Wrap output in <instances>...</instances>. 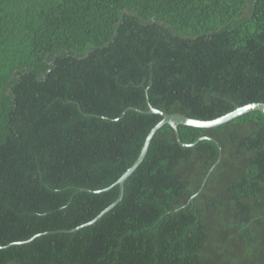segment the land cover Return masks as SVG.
I'll list each match as a JSON object with an SVG mask.
<instances>
[{"label": "trees", "instance_id": "trees-1", "mask_svg": "<svg viewBox=\"0 0 264 264\" xmlns=\"http://www.w3.org/2000/svg\"><path fill=\"white\" fill-rule=\"evenodd\" d=\"M249 102L264 0H0V264H264L259 110L111 205Z\"/></svg>", "mask_w": 264, "mask_h": 264}, {"label": "water", "instance_id": "water-1", "mask_svg": "<svg viewBox=\"0 0 264 264\" xmlns=\"http://www.w3.org/2000/svg\"><path fill=\"white\" fill-rule=\"evenodd\" d=\"M128 108L137 109V108H134L132 106H130ZM251 110H259L264 114V102H249V103L244 104L243 106L237 107L236 109H234L228 113H225V114L220 115L214 119H209V120L189 118V117L184 116V115L177 113V112L166 113V112H164L160 109H157V108H155L149 104V108H148L147 112L159 114V115H161V119L147 133V135L145 137V141H144L142 148H141V151L139 153V156L136 159V161L134 162V164L131 167H129L114 183H112L110 185V186H113L116 184L119 185L118 198L111 205L115 204L118 201V199H120V197L122 195L124 180L135 169V167L139 164V162L142 160V158L144 157V155L147 151V148H148V145L150 143L151 138L154 136L156 131L162 125H164L166 123L169 124L175 131V135H176V139H177L178 143L181 145H185L184 142H182L181 139L179 138V134L177 131L178 124H186V125H191V126H196V127H212V126L219 125L225 121H228V120H230V119H232L238 115H241V114L246 113V112L251 111ZM201 138H208V137L203 136V137L198 138L196 141H198ZM211 140L218 145V143L214 139H211ZM111 205H109V206H111ZM108 208L109 207H107L105 210H107ZM39 234L40 233H38L36 235H39ZM35 236H33V237H35ZM33 237H31L30 239H32ZM0 247H2V246H0Z\"/></svg>", "mask_w": 264, "mask_h": 264}, {"label": "bare ground", "instance_id": "bare-ground-1", "mask_svg": "<svg viewBox=\"0 0 264 264\" xmlns=\"http://www.w3.org/2000/svg\"><path fill=\"white\" fill-rule=\"evenodd\" d=\"M236 109V108H235ZM181 114V113H180ZM183 115V114H182ZM185 116V115H184ZM190 118V117H189ZM179 125V124H178ZM178 127V126H177ZM174 130V129H173ZM178 131V130H177ZM175 132V131H174ZM179 134V133H178ZM176 136V135H175ZM180 138V137H179Z\"/></svg>", "mask_w": 264, "mask_h": 264}]
</instances>
